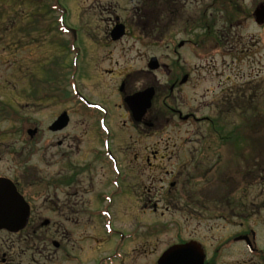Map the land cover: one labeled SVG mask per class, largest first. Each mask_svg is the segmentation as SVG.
I'll list each match as a JSON object with an SVG mask.
<instances>
[{
  "label": "rangeland",
  "instance_id": "1",
  "mask_svg": "<svg viewBox=\"0 0 264 264\" xmlns=\"http://www.w3.org/2000/svg\"><path fill=\"white\" fill-rule=\"evenodd\" d=\"M177 1H172L175 4L171 7L169 14L167 12H161L159 15L156 13V16L148 19V21L145 17L140 18L143 16V12L146 13L148 7L151 6L149 0H69L68 3L71 9L68 21L79 28L77 40L80 41L83 53L86 56L82 74L88 76V78L79 85L83 87V90L90 91L92 97L97 99L93 90L94 87L100 93L99 95H103L104 99L102 100L111 104H107L110 107V114L107 115L105 120H113V125H116L114 140L115 142L118 140L119 145H115L113 142L114 148L122 152L145 151L149 150L145 145H154V143L160 141L158 140L159 137L165 136L163 140H168L165 150L177 152L180 167H182L181 163L183 161L186 165L183 173L188 181L179 189L178 196L175 197L178 199V201H175L176 206H167L165 210L158 206L156 211L151 212L148 208H142L141 204L135 208L128 205L126 201L121 200L114 209L112 207V212L114 211L116 215L117 225L127 230L131 229L136 223L137 228L139 221H142L141 224L144 221L146 223L160 222V224L169 222L167 226H162L157 234L152 235L147 233V228L138 227L136 240L130 243L127 242L125 245L127 250L126 264H154V258L160 250L165 249L171 243L179 241V236L182 235L184 238L188 236L199 237L205 242L208 249L214 248L209 252L210 259L217 253L213 245L240 231L243 226L242 222L244 228L253 227L259 230L261 235L259 240L261 244H264V151L256 160L254 156L257 146L251 143V146L248 147L251 153L245 149V154L241 155L231 150L237 136L231 139L230 142L222 139L213 147L212 153L230 151L229 164L227 168L213 165L209 169L208 158H203L205 156V146L200 145L195 133L198 126L205 125L204 122L191 127L186 124L181 126L179 130L170 127L163 131L162 124L164 120H154L152 139L150 136L143 135L141 137L139 130L142 128L135 129L129 125L128 120H126L128 114L115 94V87L120 84V80L127 79L129 71L145 67V60L149 55L156 56L159 63L163 65V67L156 70V75H153L158 82L165 81L164 86L167 87V91L162 92V96L169 91L171 83L166 84V80H172L173 70L189 73L187 83L179 85L180 78L175 81L176 85L174 84L175 87L172 89L173 94L167 96L165 100L170 104L175 103L176 100L180 107L185 108L183 111L189 112V110H192L198 117L205 114L217 115L213 112L211 98L213 95H220L218 91L221 84L228 83L229 86L235 87V90L240 89L241 83L244 81L247 86L258 87L261 86L259 84L264 85V52L261 45V40H264V27L261 29L254 22V25L251 24V12L255 5H258L262 0H245V7L239 5L240 9L238 10L246 13V16L237 14L231 10V7L225 10L224 3L229 4L230 0H223L224 3L220 0H180L179 3ZM31 2L34 3L36 0H31ZM182 2L185 3L184 7ZM65 3L67 4L66 1ZM39 4L44 6L45 0H39ZM110 4L115 6L114 13H108L106 10V6ZM36 5L32 4L30 6L35 9L34 6ZM19 8V0H0V108L4 107L5 109V113H0V120H25L23 110L31 106L30 104L28 106L23 105L22 102L25 103L29 100L28 75L33 67L31 62L33 57L41 55L43 58L41 60L57 57L60 61L64 57L58 56L67 54L65 40L60 39L63 36L59 35L54 28L38 31L28 24L27 29H25L26 33H22L23 28L19 24H22L23 18L26 20V17H22ZM203 12L207 14V23L210 25L207 33L205 29L199 28V23L196 22V19ZM115 15H123L132 26L131 34L139 35L140 33L143 36V42L142 39L137 41L130 34L117 42L101 43V41L107 40L110 30L109 25ZM163 22L168 23L163 24ZM181 23L184 24L185 31L177 32L178 28H181ZM169 24L171 27H169ZM191 24L197 26L196 31H190V28L187 27ZM162 25L164 26L163 29ZM161 30L164 34H160ZM173 35L181 36V38L193 36L199 42V46H197L199 51L207 52L209 55L207 58L199 59L197 53L200 52H195L193 49V53H188L186 48L181 51L183 54H173L169 45L165 46L160 40L162 37L167 38ZM18 37L19 39H17ZM258 37L261 38L260 42L257 40ZM51 40L60 44L56 47L52 46V44H49ZM16 41H18V44L20 41L25 44L23 52L20 51ZM215 46L218 49L213 48ZM246 49L251 50L252 55H245ZM228 52L231 56L222 57ZM260 58H262L261 70L257 74L255 65ZM105 68L111 69V73L103 72ZM143 71L133 73L137 82H139L138 85L150 81V79L144 78ZM166 71L168 72L167 75ZM91 73L98 75L102 83L104 80H111L112 84H102L100 87L99 85L94 86V83H97L99 79L90 76ZM95 79L98 80L94 81ZM125 84L137 86V84L131 83L130 80H127ZM178 85L181 87H178ZM23 86L26 91L22 89ZM112 87L113 92L111 93ZM27 96L28 98L24 99ZM63 96L68 97L70 102H74L70 94L63 93ZM119 104L121 105L119 106ZM73 106L76 107L75 104ZM78 109V112L83 115L82 108L79 107ZM76 114L74 117L78 119L74 120H81V122L77 121L79 128L75 126V136L78 134V130L81 134L90 125H87L86 121L82 122V116ZM98 114V112H95V119ZM221 116L228 118V120H216L221 124L219 125L225 128L226 131L235 132L237 135V128L242 126L241 120H255L249 111L244 112L242 106L232 107L228 113H222ZM32 117L33 113H30L27 109L26 119H32ZM123 121H125V124H123ZM144 121L148 122L150 120ZM15 126L16 122H13L12 129H8L12 135H7L6 131L1 132L4 135L2 143L5 144L2 145V149L9 145L12 149L19 150ZM187 138H191V140ZM76 139L73 150L66 153L74 165L73 169L69 168L68 163H61L58 159L56 164L58 170L77 172L74 176V182L79 188L90 186L102 188L103 176L97 168L95 167L93 172L91 168L82 170L81 164L89 157V147L96 141L95 137L92 135L79 140ZM251 139V135L246 133L245 138L240 142H246L247 140L251 142ZM240 142L236 141L235 146L238 147ZM75 144L78 148L75 147ZM161 147H166V143H160L159 148ZM139 158L137 163L138 176L145 178L156 172L154 170L155 164L148 165L144 160L142 162L141 156ZM18 159L22 164V159L20 157ZM151 159H153L152 155ZM174 161L176 159L172 160V162ZM211 161L221 164L220 156L216 158V155H213ZM12 164L16 165L9 161L8 157L3 156L0 159V171L11 167ZM34 165V160L31 159L23 163L22 167L28 168ZM168 165L172 167L176 164ZM50 176L47 175L45 179L48 180ZM145 182L150 188L152 187L151 183L146 180ZM143 184L145 185V183H140L139 188H144ZM76 190L78 194L83 191ZM149 193L151 194L150 191H143V199H146ZM122 198L124 199V197ZM125 200H128V197ZM41 204V201H36L37 206ZM56 209L58 208L55 207ZM213 213L218 215L226 213L230 221L219 218L209 221L207 216ZM43 215L48 216L49 219L53 216L56 221L51 222L55 223L52 227L51 225L42 227L39 232L41 234L44 231L52 233L57 228L58 234L62 235L63 238L55 239L59 245L55 252L52 250L53 246L50 241L53 238H43L41 235V240L35 239V242L38 240L36 246L40 247L41 252L34 251L32 257L35 262L33 264H71L70 258L65 256V252L80 255L85 264H89V262L91 264L95 257L106 251L103 250L105 242L99 240L103 235L97 234H102L101 231L97 230L99 225L97 220L79 219L72 224L58 222L61 219H57V213L53 214L52 207H47V211ZM175 221L176 224H173ZM65 223L68 226L74 224L71 233L64 226ZM174 229L179 231L178 237H176ZM2 234L5 241L3 245L1 243L0 245L3 246L4 251L1 249L0 251L5 252L6 256L12 259L11 264H23L25 253L29 250L27 247L32 240L29 237L26 239L13 238L4 233ZM46 235L49 236V234ZM122 235L126 237L125 233ZM139 250L145 251V253ZM245 259V253L237 245L228 251L222 250L221 254L212 262L230 264L236 263L238 260L242 264H246ZM120 264L125 263L121 262Z\"/></svg>",
  "mask_w": 264,
  "mask_h": 264
},
{
  "label": "flooded vegetation",
  "instance_id": "2",
  "mask_svg": "<svg viewBox=\"0 0 264 264\" xmlns=\"http://www.w3.org/2000/svg\"><path fill=\"white\" fill-rule=\"evenodd\" d=\"M68 3L69 0H67V5H63L65 10H67ZM24 7L25 5H23L22 10ZM67 24L68 28H73L71 23ZM258 39L261 38L259 37ZM77 46L79 49H83L81 43H78ZM66 51L67 54L58 56L64 57V59L59 61L56 57L49 59L47 62L50 63V66L66 70L69 73L71 72L70 74L73 77V67L70 62L72 53L70 52V48L68 46H66ZM82 55V63H84L86 56L83 52ZM110 70L111 69L105 68L103 69V72L111 73ZM138 71L139 70L136 69L129 71L127 73V79L120 80V84L115 87V94L119 101L123 104L124 109L128 114V118L126 120H130L132 126H144L143 124L135 123L132 120L167 121L200 119L192 110H189V112L183 111L185 108L180 107L176 100L173 104L167 103L165 100L167 96L169 97V95L173 94L172 89L176 85L175 81L179 78L181 80V75L179 73L173 71L172 80H166V84L171 83V85L169 87V91L162 96V92L164 93L167 91V87L164 86L165 81H156V83H154V81L150 78L151 84L146 81L147 83L143 82L138 85L139 82L136 81V76L133 75L134 72ZM33 72L34 67L32 68V73ZM90 76H95L99 79L94 80H98L97 83H94V86L99 85L100 87L102 84H112L111 80H104L102 83L98 75H93L91 73ZM147 76L149 75L147 74ZM82 77L85 78H81L80 81L76 82L78 83L77 86L74 85L73 81L72 83H69V80L64 81L59 72L51 71L49 80L44 78L45 85L42 86L41 76H37L35 84L32 86L29 85L27 88L30 92L29 100L25 103L22 102L23 105L25 104L28 106L30 104L31 107L29 108L28 106V108L23 110L25 120H16L17 124L14 127L17 128V132L19 133V139H17L19 142V150L16 151L9 145H6L5 148L2 149V145H5L2 143V137L4 135L0 133V159L3 158V156L8 157V159L13 158L18 164L15 165V167H3L4 169L0 171V176L9 177L15 183L17 189L23 193V196L30 203L31 207L28 222L25 227L15 233L0 230V243L3 245L5 241L2 233L12 236L13 238L21 237L26 239L29 237L32 241L27 247L29 252L27 251V253H25V261H22L23 264H33V262H35V259L32 256L34 251L41 252L39 250L40 247L36 246V242L40 239L41 235L43 238H63L62 235L58 234L56 226V229L52 233L44 231L41 234L39 232L40 228L46 227L50 224V222L56 221L53 216L49 219L47 218L48 216L43 215V213L47 211V207L53 208V214L57 213V219H61L58 222H69L72 224L79 219H93L90 215L91 207L108 205L114 209V207L117 206L121 200H124V202L126 201L128 205H132L133 207L134 205L137 207L139 201L142 202L143 205H146L147 202L152 200V198H150V194H147L146 199H139L138 191L143 189L146 191L155 189L159 192L161 202L164 205H176V200L171 195L172 188H170V186L176 188L182 180V174L185 166L184 161L180 170H175L179 169V167L167 168L164 166L165 164L175 163L178 165L179 161L177 152L168 150L161 152L152 149V145H145V147H148L149 149L145 151H117L113 146V142L115 145H119V141L116 140L115 142L114 140V128L116 125H113V120H105L107 115L110 114V107L107 104H111L102 100L104 99L103 95H99L100 93H98L94 87L93 90L97 99L92 97L93 95L90 91L83 90V87H80L79 84H82L88 76L82 74ZM187 79L184 82L179 80L178 84L182 85L187 83ZM127 80H130L131 83L137 84V86L126 85L125 83H127ZM179 85L178 87H181ZM229 85L230 84L228 83L219 85L218 94L220 95H213L211 98L213 111L214 113H217V115H206L203 117V120H228V118L222 117L221 114L229 112L227 105L231 101L233 93V88ZM149 86H153L154 88L152 101L150 105L146 107L144 113L136 118L130 110L129 105L126 102V98ZM22 89L26 91L24 86ZM111 89L112 93L113 87ZM63 93L70 94L74 102H70L68 97L63 96ZM243 93L244 112L249 111L255 120H264V90H259L257 95L254 93L253 96H251L249 88H246ZM158 97L161 98L159 99ZM27 98L28 96L24 99ZM255 98H257V100H255ZM73 104H75L76 107H74ZM224 104L225 106L223 107ZM120 105L121 104H119V106ZM79 107L82 108L83 115L78 112ZM27 109L30 113H33L32 119H26ZM256 111L257 116H255ZM95 112L99 113L96 119ZM62 113H65L68 120H66L64 126L60 128H53L54 123L57 121L56 118ZM76 113L82 116V122L86 121L87 125H90L87 127V130H83L81 134L78 130V134L75 136V126L79 128V123L77 121L81 122V120H74L78 119L74 117ZM123 124H125V121H123ZM145 125L148 128L151 127L148 123ZM4 128H7L5 129L7 135H12L10 134V130H8L12 129V124L5 122ZM92 135L95 137L96 141H94L89 147L90 155L87 159H85L84 163H79L82 164V170L91 168V171L93 172L96 167L98 172L101 173V176H103L104 183L102 188L98 186L97 188L93 186L79 188L74 182V176L77 172H70V170L59 171L56 164L59 159L61 163H68L69 168L73 169L74 165L71 163V159L66 153L73 150L74 141L77 140L76 138L79 140L80 138ZM75 147L78 148L77 145ZM151 155L154 160H150ZM140 156L142 162L144 160L148 165H156L154 168L156 172L151 174V176H146L145 178L138 176L137 163ZM18 157L22 159V164L27 160L30 161L33 159L35 165L28 168L22 167ZM172 159H176V161L172 162ZM163 160H165V162H162ZM47 175H51V178L49 177L48 180L45 179ZM145 180L152 184L151 188L147 185ZM140 183H145L144 188H139ZM156 185L158 186L156 187ZM76 189L83 191L81 194H78ZM122 197H124V199ZM127 197L128 200H125ZM36 201H41L42 204L37 206ZM55 207L58 209L55 210ZM112 215L116 218L114 211L112 212ZM99 217L101 218L102 214L99 215ZM45 219H48L49 222L42 226L41 224H45ZM54 224L55 223H53V225ZM68 230L71 233V231H73V225H70ZM46 234H49V236ZM35 239L38 240L35 242ZM2 245H0L1 250H3ZM52 250L55 252L56 249ZM11 260L12 259L6 256L5 252L0 251V264H11Z\"/></svg>",
  "mask_w": 264,
  "mask_h": 264
},
{
  "label": "water",
  "instance_id": "3",
  "mask_svg": "<svg viewBox=\"0 0 264 264\" xmlns=\"http://www.w3.org/2000/svg\"><path fill=\"white\" fill-rule=\"evenodd\" d=\"M148 98H150V94L136 96L135 105L141 106L144 109L147 106V101L149 100ZM23 204L24 202L22 198L18 195L11 182L6 179H0V227L12 226L11 220H9L7 217L13 215H20V213L22 212ZM5 206H9V208ZM189 246H190L189 244L175 246V248L178 249V251L180 249V252H182L181 253L183 256L182 263L201 264L203 260V254L200 251L199 253L196 252L193 253L192 249ZM178 251L175 250L174 254L178 253ZM187 252L192 253L191 254L192 260H190L187 257ZM173 259L174 257L169 258L170 261H172ZM177 261L179 262V260ZM160 263L163 264L164 262L161 260Z\"/></svg>",
  "mask_w": 264,
  "mask_h": 264
},
{
  "label": "trees",
  "instance_id": "4",
  "mask_svg": "<svg viewBox=\"0 0 264 264\" xmlns=\"http://www.w3.org/2000/svg\"><path fill=\"white\" fill-rule=\"evenodd\" d=\"M247 126H248V127H250V128H252V127H253V125H251V124H247ZM238 139H239V138H238ZM237 141H239V140H237ZM239 142H240V141H239ZM241 147H242V146H241V142H240V146H238V147H235V146H234V147H232V148H234V149H237V150H238V149H240Z\"/></svg>",
  "mask_w": 264,
  "mask_h": 264
},
{
  "label": "bare ground",
  "instance_id": "5",
  "mask_svg": "<svg viewBox=\"0 0 264 264\" xmlns=\"http://www.w3.org/2000/svg\"><path fill=\"white\" fill-rule=\"evenodd\" d=\"M138 205V204H137ZM134 207H136V205H134ZM97 223H99V222H97ZM100 235H102V234H100ZM107 247H109V243L107 244ZM140 251V250H139ZM140 252H142V253H145V251H140Z\"/></svg>",
  "mask_w": 264,
  "mask_h": 264
}]
</instances>
